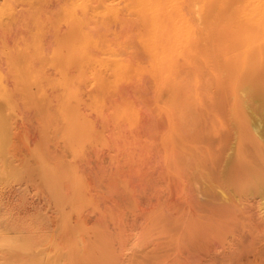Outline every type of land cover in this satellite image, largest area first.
I'll return each mask as SVG.
<instances>
[{
	"label": "rangeland",
	"instance_id": "rangeland-1",
	"mask_svg": "<svg viewBox=\"0 0 264 264\" xmlns=\"http://www.w3.org/2000/svg\"><path fill=\"white\" fill-rule=\"evenodd\" d=\"M63 1L54 0V4L53 0H32L30 6L42 7L51 15L53 12V18L60 20L63 14L59 11L60 7L68 0ZM6 3V0H0V7ZM118 4L119 0H92L91 7L100 13L106 11L107 7ZM51 5L54 9H51ZM27 6L29 3L20 1L17 4V11L21 13L20 9L23 11ZM9 17L8 15L5 17V24L11 25V29L6 32L4 43H0L1 68L6 67V64H3L6 61L2 58V48L15 46L17 43H15V37L12 38V32L17 35V31L21 30L17 27L21 26ZM15 27L18 28L17 31ZM132 27L111 18L107 29L99 38V43L103 46L109 44L123 58L131 56L139 62H145L144 49L140 50L143 45L137 34L133 33L135 27ZM59 28L62 31L66 30L64 21L61 20ZM53 30L52 25H45L41 36L42 43L44 45V41H50L48 43L46 41L49 45L45 43L44 59L47 56L50 58H46L45 61L43 57L40 59H43L44 65H41L47 75L55 80L53 83H45L46 90L58 95L63 92V87L58 80L60 77V72L56 69L58 65L51 61L57 35ZM27 31L30 32V29L26 28L24 34H27ZM48 32H51L50 36L53 35V38L48 36ZM219 34L221 36L219 43L215 44L218 48L211 45V42L208 43L212 38L210 35L214 36V34L208 33L209 36L207 35L205 40L211 45L205 42V52H208L204 53V60L207 63L204 65L208 68L204 70L205 81L208 79L206 83L211 80L213 82L212 88L206 89L204 93V102L206 101L204 112L206 111L205 116L210 118L209 121V118L205 117L206 131L203 142L205 138L207 142L202 143L206 153L202 160L205 171L204 169L200 171L203 173L194 170L178 171L168 167L165 159V142L169 140L166 132L170 122L167 120L169 118L166 113L158 112L156 109L152 77L145 78L139 84L136 75L129 73L118 88L104 89L94 82V78L89 73L88 78L81 85V98L82 109L86 114L88 113V122L93 128V136L88 140L85 156L78 162L86 185L81 211L83 216L73 213L71 222L77 224L82 219L81 222L85 223L84 226L86 225L85 227L90 230L83 233V238L92 240L98 245L102 241L97 235V231L100 232L110 243L112 253H9L7 243L9 238L21 242L23 238L33 235L34 232L52 233L55 228L53 233H57L56 230H59L60 226L57 225L59 223L57 208L54 202L52 203L51 197L49 199L43 197L50 195L38 177H33L34 179L23 177L12 182L7 181L0 174V264H264L262 263L264 261V141L255 131H253L255 138L251 139L249 129L236 121L234 116L236 90L233 89L235 73L233 75L232 67L233 63L241 67L249 59L250 52L244 42L241 41L233 46L227 33L221 31ZM6 37L11 38L12 46ZM52 42H54L53 45ZM47 49L49 52L46 51ZM47 53L49 55H46ZM24 58L26 59L25 56ZM40 59L38 60L42 63ZM214 60L217 61L213 62ZM257 61V71L264 72V55L259 56ZM218 62L224 68L220 67ZM214 63L218 65L219 70L215 71L214 68L218 67L213 66ZM94 69L100 71L99 73L106 80H111L116 75L113 67L104 70L96 65L91 68V70ZM217 70L221 72L224 70L226 73L224 71L219 73ZM227 71H230V74ZM209 74L215 75L211 79ZM7 82L11 84V79H7ZM56 89H60L59 92ZM212 92H214L213 95ZM96 96L105 99L101 109L93 105V99ZM39 100L42 101L40 105L47 103V99L43 96L39 95ZM211 103L217 104L211 107ZM125 105L130 106L126 109ZM217 105L221 107L218 108ZM119 107L129 112L126 115L128 119H121L114 114V110ZM7 109L6 102L0 101L1 112L10 122L13 133L17 134L12 135V140L17 146L16 158L27 156L31 163H35L30 156V149L40 137L38 128L40 114L32 108L26 110L24 107H19L14 111ZM55 116L58 118H56L57 123L61 124L58 111H55ZM227 120L235 121L237 126L231 122L230 124H234L231 127ZM229 125L232 128L231 131ZM18 137L24 139L21 140ZM208 137L212 140H207ZM62 138L61 136L52 138L50 147L54 145L51 147L53 151L56 153L62 151L60 153H63L62 157L64 155L65 160L71 161L72 154L63 148L65 139ZM260 141L262 142L259 144ZM209 142L214 143L209 144ZM44 198L47 200L45 201ZM12 204L15 205L14 208ZM50 204H52L51 208ZM84 209L87 211L85 212ZM248 217L250 220H243V218L249 219ZM6 233L8 236L5 235Z\"/></svg>",
	"mask_w": 264,
	"mask_h": 264
},
{
	"label": "bare ground",
	"instance_id": "bare-ground-1",
	"mask_svg": "<svg viewBox=\"0 0 264 264\" xmlns=\"http://www.w3.org/2000/svg\"><path fill=\"white\" fill-rule=\"evenodd\" d=\"M6 1V5L2 4L3 6L0 7V43H4L6 32L11 29V25L5 24L7 15L21 26H17L21 30L15 27V30L19 31V33L17 31V35L11 31L13 34L12 38L15 37L14 40L17 44L12 46V40L8 36L6 38L11 42L12 47L4 46L1 50L2 58L6 61L3 64H6V67H0V101H5L10 111H14L19 107H24L26 110L27 108L35 109L40 114L37 113L40 116L38 124L40 137L37 143L35 142L34 147L30 149V156L35 163H31L27 156H21L17 159L15 154L17 146L12 140V135L16 133H13L10 122L0 110V174L7 181L12 182L23 177H38L50 195L43 197L47 199L51 197L52 203L54 202L57 208L56 213L59 222L57 225L60 226L59 230H56L58 231L57 233H53L55 228L52 233L37 234L34 232L33 235L23 238L21 242L17 239L9 238L7 240L9 253H112L110 243L100 232L97 231V235L100 236L102 241L98 245L93 243L92 240L83 238V233L88 232L89 229L85 227L86 225L84 226L85 223L81 222V218L77 224L71 222L73 213L82 215L86 185L83 179L84 175L79 170L81 167H78V162L85 156L88 140L93 136V128L91 123L88 122V113L86 114L82 109L83 100L81 98V85L88 78L89 73L94 78V82L104 89L118 88L126 80V76L129 73L136 75L139 84L145 78L152 77L155 86L156 109L158 112L166 113L168 116L166 117L169 118L167 120L170 122H167L169 123V129L166 132L169 140L165 142V159L168 162V167L178 171L194 170L200 172L204 169L202 160L206 153H204L202 143L207 142L206 138L205 142L203 141L206 131V118H209L205 116L206 111L204 112L206 102H204V93L206 89L212 88L213 82L211 79L215 75L209 74L211 82L206 83L208 79L205 81L204 70L208 68L205 67L207 63L204 60V53L208 52H205V40L208 33L214 34V36L210 35L212 38L208 43L211 42L210 44L216 48V43L221 37L219 32L224 31L233 46L242 41L250 52L249 59L241 67L237 66V63H233L232 67L233 75L235 73L233 89L235 88L236 90L235 120L249 129V137L251 139L254 140L256 132L264 141V72H258L256 64L258 63L256 59L264 55V0H119L117 6L107 7L106 11L100 13L91 7L92 0H68L60 7L59 11L63 12L60 20L53 18V12L51 15L42 7L30 6L32 0ZM20 1L29 3V6L25 7L23 11L20 9L21 13L17 11V4ZM51 6V9H54V6ZM111 18L135 27L133 33L137 34L143 45L140 50L144 49L145 62H139L135 57L131 56L123 58L109 44L100 45L99 38L107 29L108 21ZM61 20L66 24L65 31L59 28ZM47 24L52 25L54 27L53 31L57 34L51 53V61L53 64L58 65L56 69L60 72L58 80L63 87V92L58 95L51 94L54 92L47 91L45 87V83H53L55 81L47 75L42 62L45 55V43L50 41L44 39L46 41H44L43 45L41 39ZM26 28L30 29V32L27 31V34H24ZM15 30L13 31L16 33ZM50 33L47 35L53 38ZM224 36L226 37L225 34ZM224 36L222 35V37ZM54 42H52V45ZM208 43L206 42V44ZM49 50L51 51L50 47ZM49 50L47 49L46 51L49 52ZM210 53L213 54L211 51ZM46 55L49 54L47 53ZM23 56L26 59H23ZM211 56L215 59L213 55ZM42 57L43 59L41 60L40 58ZM46 58L49 59L50 57L47 56ZM205 63L206 65H204ZM96 65H99L104 70L109 67L115 68V77L111 80H106L99 73L100 71L91 70ZM213 66L218 67L215 63ZM220 67L224 68L222 65ZM214 69L216 71V69L219 70L220 68ZM218 72L220 73L221 70ZM227 73L230 74V71H227ZM7 79H11V84L7 82ZM56 90L59 92L60 89ZM212 90L214 91V88ZM39 95L47 99L45 105H40L42 101H38ZM93 103L94 107L97 106V109H101L105 104V99L104 97L96 96L93 99ZM216 104L211 103V107ZM128 106L130 105H125V108L128 109ZM219 106L221 107V105H217L218 108H220ZM125 108H117L114 110V114L121 119H128L129 117L126 116L128 111ZM209 110L211 111V109ZM55 111H58L60 115L61 124L57 123ZM228 120V124L233 122ZM233 123L235 124V121ZM233 123L230 124L231 127L234 125ZM235 126L237 125L235 124ZM211 127H213L212 124ZM231 127L230 131L232 130ZM253 131L255 132L253 133ZM58 136L63 137V140L65 139L63 148L71 152V161L65 160L63 158L65 157L64 155L62 157L63 153L60 154L62 152L61 149L60 153H56L51 149L54 146L50 147L51 140L53 141L52 138ZM21 138L18 137V139ZM54 140L57 141V139ZM207 140L210 141L212 139L209 138ZM213 143L209 142V144ZM87 196L89 198V194ZM51 205L49 206L50 208ZM13 206L15 205L12 204ZM243 220L247 221L250 218H243Z\"/></svg>",
	"mask_w": 264,
	"mask_h": 264
},
{
	"label": "crops",
	"instance_id": "crops-1",
	"mask_svg": "<svg viewBox=\"0 0 264 264\" xmlns=\"http://www.w3.org/2000/svg\"><path fill=\"white\" fill-rule=\"evenodd\" d=\"M243 264H261V263H243Z\"/></svg>",
	"mask_w": 264,
	"mask_h": 264
}]
</instances>
